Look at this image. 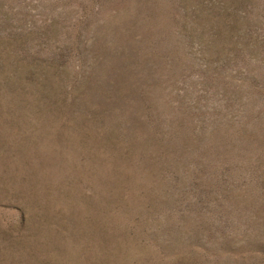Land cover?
I'll return each mask as SVG.
<instances>
[{
    "label": "rangeland",
    "instance_id": "rangeland-1",
    "mask_svg": "<svg viewBox=\"0 0 264 264\" xmlns=\"http://www.w3.org/2000/svg\"><path fill=\"white\" fill-rule=\"evenodd\" d=\"M0 264H264V0H0Z\"/></svg>",
    "mask_w": 264,
    "mask_h": 264
}]
</instances>
